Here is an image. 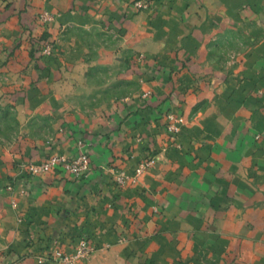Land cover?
<instances>
[{"label":"crops","instance_id":"1","mask_svg":"<svg viewBox=\"0 0 264 264\" xmlns=\"http://www.w3.org/2000/svg\"><path fill=\"white\" fill-rule=\"evenodd\" d=\"M132 2L0 0V106L17 118L58 115L89 66L136 82L94 114L63 109L49 140L0 146V249L40 264L84 237L94 251L78 264H264V0ZM70 27L97 37L90 58ZM169 113L184 119L175 143ZM79 151L85 177L19 167ZM150 156L135 184L113 182Z\"/></svg>","mask_w":264,"mask_h":264},{"label":"rangeland","instance_id":"2","mask_svg":"<svg viewBox=\"0 0 264 264\" xmlns=\"http://www.w3.org/2000/svg\"><path fill=\"white\" fill-rule=\"evenodd\" d=\"M68 38L80 36L89 47L87 56L91 57V49L97 41V37L90 31L85 32L74 27L67 31ZM234 43L226 44V47ZM90 61V59H88ZM122 65H95L89 66L85 75L86 87L82 91H69L63 94L64 106H58V115L44 110H37L31 114L20 115L7 105L0 106V146L6 150H17L18 153L26 146L51 139L56 134V127L61 119L62 110L94 114L108 108L113 100L130 94L136 87L134 79L121 78L118 73L122 71ZM59 101L58 104H62ZM60 108V110H59ZM11 152V151H10ZM18 255V254H16ZM13 255L12 248L0 249V264H12L17 259ZM19 256V255H18Z\"/></svg>","mask_w":264,"mask_h":264},{"label":"built area","instance_id":"3","mask_svg":"<svg viewBox=\"0 0 264 264\" xmlns=\"http://www.w3.org/2000/svg\"><path fill=\"white\" fill-rule=\"evenodd\" d=\"M133 6L138 10L149 7V0H133ZM41 23H47L51 20V14L46 10L41 11L38 15ZM51 44L46 43L41 48L42 55H50ZM182 116H175L172 113L166 115V129L169 133L170 140L175 143L177 134L183 124ZM179 146L178 144H176ZM154 161V156L146 157L141 160L134 169L129 172L125 169H116L113 171V182L118 186L133 185L137 182L139 175L150 166ZM20 169L29 175H42L50 173L56 169H61L75 178L87 176L89 167V157L84 151H79L74 157H67L63 153H52L38 162H22ZM10 188V187H9ZM94 251V245L88 239L82 237L78 240L71 252H66L58 247H52L39 254L38 263L44 264L53 262L56 264H78L81 260L88 258Z\"/></svg>","mask_w":264,"mask_h":264},{"label":"trees","instance_id":"4","mask_svg":"<svg viewBox=\"0 0 264 264\" xmlns=\"http://www.w3.org/2000/svg\"><path fill=\"white\" fill-rule=\"evenodd\" d=\"M38 44H39V43H38ZM39 45H40V48H39V49H40V51H41L42 46H41V44H39ZM38 47H39V46H38Z\"/></svg>","mask_w":264,"mask_h":264}]
</instances>
